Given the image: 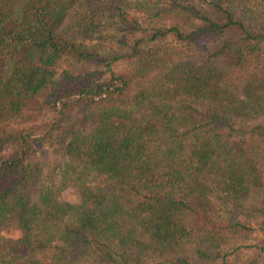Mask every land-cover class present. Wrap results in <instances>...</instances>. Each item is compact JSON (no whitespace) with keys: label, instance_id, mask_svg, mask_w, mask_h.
Listing matches in <instances>:
<instances>
[{"label":"trees","instance_id":"obj_1","mask_svg":"<svg viewBox=\"0 0 264 264\" xmlns=\"http://www.w3.org/2000/svg\"><path fill=\"white\" fill-rule=\"evenodd\" d=\"M0 264H264V0H0Z\"/></svg>","mask_w":264,"mask_h":264},{"label":"rangeland","instance_id":"obj_2","mask_svg":"<svg viewBox=\"0 0 264 264\" xmlns=\"http://www.w3.org/2000/svg\"><path fill=\"white\" fill-rule=\"evenodd\" d=\"M256 236H259V235H256ZM251 241H253V240H251ZM248 249H249V248H247V247H242V248L240 249V251H242V252H246V251H249Z\"/></svg>","mask_w":264,"mask_h":264}]
</instances>
